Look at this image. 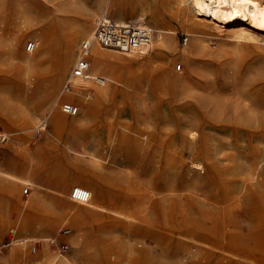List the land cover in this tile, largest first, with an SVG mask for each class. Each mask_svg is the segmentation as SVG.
Masks as SVG:
<instances>
[{
	"label": "bare ground",
	"instance_id": "obj_1",
	"mask_svg": "<svg viewBox=\"0 0 264 264\" xmlns=\"http://www.w3.org/2000/svg\"><path fill=\"white\" fill-rule=\"evenodd\" d=\"M0 1V15L13 18L33 12L25 0ZM76 1L61 2L58 11L64 12ZM132 1L93 0L75 27L65 28L60 39L54 41L45 36L46 44L56 45L48 83L44 86L41 78L38 83L39 88L48 91V101L75 102L83 112H101L96 152L90 153L89 162L80 160L75 164L80 176L76 175L71 182L70 197L79 205L68 204L63 212L47 208L48 186L41 179L31 178L32 161L22 147L18 150L21 159L14 160L8 170L0 169V194L14 195L19 183L35 187L36 195L17 210L16 224L22 230L40 234L50 230L65 215L63 222L69 224L66 234L72 227L79 231L83 222L80 205L126 218L129 228L120 245L93 241V248L82 254L80 264H109V251L115 255L114 264H264V75L242 82L240 67L231 55L211 49L206 38L215 30L225 38L248 40L264 54V0H165L173 15L190 27L189 33L193 36L183 52L184 57L191 59V85L177 73L169 82L182 97L189 89H202L186 104L191 108L188 121L173 129L160 123L151 128L145 123H122L117 118L128 100L141 95L138 73L143 69L140 60L114 53L119 50L93 43L90 68L93 78L78 79L73 89L65 88L72 72L69 73L70 68L78 57L79 40L82 36L92 37L93 22L101 13H110L115 20L131 18L134 21L145 17L147 9ZM155 29L158 35L153 39V32L150 46L175 47L165 28L156 25ZM1 40L0 33V44ZM10 50L15 55L14 48ZM140 53H146V49ZM200 55L213 59L203 66L196 65L195 57ZM114 61L135 72L128 78L132 91H121L123 100L116 105L117 110L102 103L115 97L104 86L106 78L102 83L96 81L101 75L106 77L115 72ZM21 66H31L27 53L22 55L11 75L8 74V85L0 87V108L14 103L15 97L8 90L11 87H16L22 97L32 95L24 88L18 71ZM68 73L64 86L58 89ZM90 87L95 89L93 101L88 100ZM78 114L70 120L56 110L52 120L56 126L63 123L70 126L71 139L78 141L79 152L84 155L88 152L89 136L85 119L79 120ZM134 114L139 116L141 112L135 107ZM22 124L23 130L30 128L28 118ZM2 135L8 139V134L0 132ZM186 149L190 150V158L185 156ZM108 151L112 153L111 158L107 157ZM115 165H124L128 178L125 185L113 184L110 188L105 171ZM76 188L88 193L89 198L74 196ZM107 195L112 199L110 209L105 208ZM8 225L1 209L0 228ZM149 242H154V247H149ZM24 254L17 251L4 263L22 264ZM40 256L42 264H69L65 255L57 256L50 249H44Z\"/></svg>",
	"mask_w": 264,
	"mask_h": 264
},
{
	"label": "rangeland",
	"instance_id": "obj_2",
	"mask_svg": "<svg viewBox=\"0 0 264 264\" xmlns=\"http://www.w3.org/2000/svg\"><path fill=\"white\" fill-rule=\"evenodd\" d=\"M25 1L28 5L30 4L33 12L29 11L26 14L15 15L13 18L3 16V14L0 15V33L2 35L0 44V87L8 85L9 75L16 68V65L20 64L22 55L27 53L30 56L31 66H21L18 71L23 78L26 92L32 93L30 98H25L20 95V91L16 87L8 89L9 93L15 97V101L7 108H0V132L8 134L6 141H0V169L8 170L11 168L10 166L14 160L21 159L19 148L25 149L32 161L31 178L41 179L48 186V189H46L47 208L51 211L63 212L68 204L79 205L70 197L71 182L76 175L80 176L75 164H78L80 160L85 163L89 162L90 153L96 152L97 140L100 138L98 122L101 112L97 110L95 113L89 114L86 111L83 112L80 108L79 114L76 116L79 120L85 119V131L89 136L86 142L88 152L83 155L79 152L78 141L71 139L73 130L70 129V126L66 123L56 126L53 123L52 114L56 110L66 119L71 120L73 118L72 115L62 111L61 106L64 100L49 102L48 91L45 88H39L38 83L40 78L44 86L48 83L47 74L53 65V54L56 52L55 43L46 44L45 36L49 40L51 38L54 41L60 39L65 32V28L75 27L83 17L85 9L93 5V0H77L71 8L67 7L64 12L58 11V7L65 0ZM128 1L133 2L132 0ZM136 1L142 8H146L147 12L143 19L134 21L152 27L153 39L158 35L155 26H162L169 32L170 39L175 41V47H152L149 45L146 48V53L114 51L115 54L123 57L136 58L143 64V69L138 73L140 87L138 92L141 95L138 97L134 95L132 101L128 100L122 115L117 118L122 123H145L150 128L157 123L172 129L178 127V124L185 125V121L189 119L188 115L191 114V108L186 104L193 101L196 91H202V89H189L186 96L182 97L172 83L169 82V78L177 73L183 76L186 82L191 85L193 76V70L190 68L191 59L183 56L184 49L190 44L193 37L189 33L190 27L183 25L173 15L170 5L165 0ZM0 2L2 3V1ZM104 14L115 19L107 12L101 13L99 16ZM126 14L130 16L128 13ZM62 19L64 21H61ZM126 20L132 19L126 18ZM85 37L80 38L79 48ZM185 38H187L186 41ZM206 38L211 49L224 50L231 55L232 61L240 67L242 74L239 73V78L243 79L242 82L246 83L250 78L264 75V54L261 52V48L254 46L248 40L238 41L222 37L215 30H212V34L207 35ZM30 41H34L36 44L35 50L32 52L26 49ZM12 47L15 50V55L10 50L13 49ZM76 59L77 56L75 61ZM211 59H213L211 56H196L195 64L203 66L206 61ZM75 61L69 73L73 69ZM113 64L115 72L105 77L104 86L109 88L112 94H115V97L113 99V95L108 99H104L102 103L115 106L117 110V106L123 100L121 91H132V87L128 85L130 84L128 78L134 75L135 72H130L121 62L114 61ZM69 73L63 78L58 89L61 90L64 86ZM95 84L101 85L99 83ZM89 91L91 97L88 100H95V89L90 87ZM135 102L136 106H134ZM135 107L141 112V115L134 114ZM229 114L232 115V111H229ZM24 118L30 120V128L26 130H23L22 121H24ZM43 119H46L47 126L40 134H37V126ZM111 155L112 153L108 151L107 157L111 158ZM185 156L190 158L189 149L185 150ZM114 167L105 171L107 174L106 182H109L108 186L110 188L113 184L125 185L128 178L124 165H115ZM13 170L20 171V168H13ZM136 179L137 177L134 176L133 180ZM26 187H28V184L19 183L14 195L0 194V203L2 204L0 212L2 209L9 222L6 228H0V245L4 246L0 248V264H6L4 261L10 259L17 251L25 253L23 257L24 264H42L36 260L41 257L40 253L44 249H50L55 255L60 256L49 243L51 237H58L60 240L69 243V249L65 254L69 264H80L82 254L88 253L93 248V241L98 240L107 245L118 246L124 240L126 229L129 228L126 218L114 212L87 205H80L83 210V222L79 231L72 227L70 233H60L62 227V229L69 228L67 221L63 222L66 215L44 234L22 230L16 224L17 210H19L21 204L26 203L36 195L35 187H31L25 193ZM104 200L105 208L110 209L112 207V204L110 205L111 197L107 195ZM6 210L8 211L6 212ZM21 238L26 241L20 243L18 240ZM132 241L134 242V240ZM34 244L37 245L36 252L32 251ZM154 245V242L148 243L149 247H154ZM114 256L112 252H108L109 264H114ZM89 264L95 263L91 262Z\"/></svg>",
	"mask_w": 264,
	"mask_h": 264
},
{
	"label": "built area",
	"instance_id": "obj_3",
	"mask_svg": "<svg viewBox=\"0 0 264 264\" xmlns=\"http://www.w3.org/2000/svg\"><path fill=\"white\" fill-rule=\"evenodd\" d=\"M153 35V29L141 22L133 20H115L108 15L104 14L99 16L95 20L94 32L90 39H84L79 48L78 57L72 69V72L65 83L66 89H73L75 87V81L78 79H90L93 78L90 74L91 68V56L93 43H99L100 45L112 49H116L122 52H143L147 46L151 43ZM36 44L34 41H30L27 44V51L32 52L35 50ZM181 67V66H180ZM105 77H98L96 81L99 83L104 82ZM62 111L69 115H76L79 113V108L74 102L65 101L62 103ZM47 126L46 119L41 120L37 126L36 133L40 134L42 130ZM7 136H0V141H6ZM31 186L25 188L24 192L27 193ZM74 196H82L84 199L89 198V194L80 191L76 188L73 192ZM66 229H61L60 233L66 234ZM13 241V239H11ZM49 243L54 249L64 256L68 249L69 243L65 240H60L58 237H51ZM4 247L0 245V248ZM32 251H37V245L34 244ZM36 261L42 263V259Z\"/></svg>",
	"mask_w": 264,
	"mask_h": 264
}]
</instances>
